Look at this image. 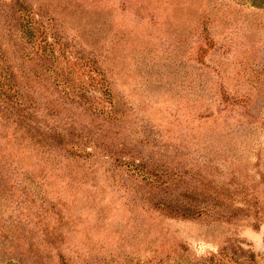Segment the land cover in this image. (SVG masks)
Returning <instances> with one entry per match:
<instances>
[{"label":"rangeland","instance_id":"rangeland-1","mask_svg":"<svg viewBox=\"0 0 264 264\" xmlns=\"http://www.w3.org/2000/svg\"><path fill=\"white\" fill-rule=\"evenodd\" d=\"M0 264H264V0H0Z\"/></svg>","mask_w":264,"mask_h":264}]
</instances>
